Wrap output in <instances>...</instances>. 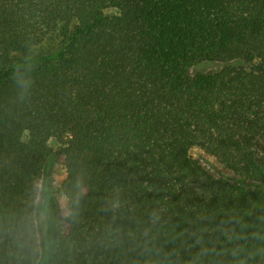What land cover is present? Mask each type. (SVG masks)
Listing matches in <instances>:
<instances>
[{
	"label": "trees",
	"instance_id": "trees-1",
	"mask_svg": "<svg viewBox=\"0 0 264 264\" xmlns=\"http://www.w3.org/2000/svg\"><path fill=\"white\" fill-rule=\"evenodd\" d=\"M52 138L50 264H264V0H0V264L37 263Z\"/></svg>",
	"mask_w": 264,
	"mask_h": 264
},
{
	"label": "rangeland",
	"instance_id": "rangeland-1",
	"mask_svg": "<svg viewBox=\"0 0 264 264\" xmlns=\"http://www.w3.org/2000/svg\"><path fill=\"white\" fill-rule=\"evenodd\" d=\"M105 13L116 14L117 11L113 8H108L105 10ZM57 45L58 40L54 37L47 39L33 49V55H49L57 48ZM215 68V66H212V68L207 69L211 70ZM48 146L52 151L44 164L41 176L37 179L45 183L46 191L44 193V198L48 205V218L45 230L41 233V252L39 253L36 264H50V259L56 247L59 235L64 229L62 219L66 216L60 208L62 197H65L61 189V182L66 175L65 167L62 157L60 156L58 142L53 138L49 139ZM191 154L193 157L197 158L203 167L210 173L229 178L230 180L234 179L231 172L219 165L213 157L197 149L192 150Z\"/></svg>",
	"mask_w": 264,
	"mask_h": 264
},
{
	"label": "clouds",
	"instance_id": "clouds-1",
	"mask_svg": "<svg viewBox=\"0 0 264 264\" xmlns=\"http://www.w3.org/2000/svg\"><path fill=\"white\" fill-rule=\"evenodd\" d=\"M23 86L27 88L30 85L29 81L22 82ZM46 191L45 183L42 180H37L34 186V198H33V207L35 209L34 214L29 219L28 225V235L25 238L24 242L19 244L21 249L25 246L29 247V250L33 254H38L41 252V233L45 230L46 222L48 218V205L47 201L44 198V193ZM61 211L66 215H71V209L68 207L67 197H62L60 202ZM264 251V249H258L257 252ZM236 255V250L232 253ZM256 252L250 253L249 257L254 256ZM240 264H246L244 260L240 261Z\"/></svg>",
	"mask_w": 264,
	"mask_h": 264
}]
</instances>
